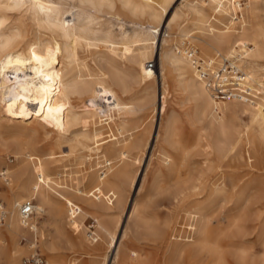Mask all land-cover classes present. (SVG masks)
Masks as SVG:
<instances>
[{"label": "rangeland", "instance_id": "1", "mask_svg": "<svg viewBox=\"0 0 264 264\" xmlns=\"http://www.w3.org/2000/svg\"><path fill=\"white\" fill-rule=\"evenodd\" d=\"M191 1L203 8L199 6L200 0ZM180 6L181 0L170 5L166 21L175 9L181 11ZM257 6L259 9L254 20L264 29V0ZM249 11L246 1L242 10L243 21H248ZM214 13L213 10L207 21L210 28L226 30L229 19L224 14L218 17ZM7 14L6 8H0L1 16L6 18ZM192 21V16H185L184 13L167 30L164 28L156 34L150 32L145 35L152 43V51L158 53L154 62L155 69L159 74L161 72L160 78L154 69L133 58L120 59L114 69L104 64L98 66L117 92L123 109L108 107L100 97L95 100L84 98V107L91 109L97 106L107 110L105 113L109 115L100 128L97 127L101 122L99 116L89 123V131L92 133L96 129L98 134L97 143H88L91 147L97 144L98 150L90 152L81 148L58 158L60 160L56 164L49 163L53 178L70 187V193L57 204L61 209L58 215L50 220L46 216L37 218L38 213L33 217L32 222L37 228L35 240H32L29 228L11 239L4 236L5 226L0 227V264H9L15 245L25 252L15 264H23L22 259L35 249L44 256L45 264H214L216 260L212 249L215 246H218L222 264H262L264 136L251 124L248 115L239 114L228 122L243 130V143L229 155L226 166L207 170L203 164L204 159L214 156L205 151L203 137H212L213 133L202 130L206 121H198L196 101L190 90L180 83L182 71L175 68L168 58L171 51L178 49L189 62L181 49L184 40L195 43L202 58H209L202 38L193 40L198 31ZM240 24L233 27V32L240 29ZM116 25L115 32H118ZM208 29L205 27L207 32ZM29 36H32L31 32ZM118 38L115 36V41ZM216 54L212 52V55ZM219 54L227 55L223 51ZM152 59L149 57V61ZM247 60L244 57L240 61L245 70L249 69ZM254 68L258 69L256 74L260 83H264V59ZM234 100L250 101L232 99L224 103ZM115 124L123 134H129L127 158L110 172L112 185L109 189L89 192L92 174L104 164V159L110 162L118 148L121 137L114 130ZM32 126L33 122L28 120L25 124L14 123L0 132L3 154L0 171L8 167L13 169V173L4 172L5 175L0 177V200L6 211L11 193L2 181L4 178L14 185L16 179L19 183L26 178V175L16 178L24 162L45 159L51 152L69 154L66 143L61 148L51 146L50 137L54 133L47 136L46 127L36 131L32 130ZM17 148L22 153L18 159L14 156ZM83 154L89 156L81 157ZM168 155L177 162L183 157L180 176L171 171L166 159ZM55 173L60 177H56ZM224 182L227 188L217 191L218 183L222 185ZM200 183L203 184L200 186ZM24 199H33L37 204L36 198L24 194ZM78 208L87 215L76 214ZM71 218L75 222H70ZM78 222L81 226L85 224L82 227L84 243L74 235L73 226ZM105 228L114 236L113 242ZM90 230L95 232L97 241L93 242L88 237ZM44 237L46 241H51L52 250L45 246ZM34 241L35 247L29 248Z\"/></svg>", "mask_w": 264, "mask_h": 264}, {"label": "bare ground", "instance_id": "2", "mask_svg": "<svg viewBox=\"0 0 264 264\" xmlns=\"http://www.w3.org/2000/svg\"><path fill=\"white\" fill-rule=\"evenodd\" d=\"M174 1L176 0H0V8L8 10L6 18L0 15V132L9 129L14 123L25 124L30 120L33 122L32 130L40 131L46 127L47 136L54 133L50 137L53 148H61L63 143L69 147V154L60 152L58 155L51 152L45 159L24 162L22 169L16 173V178L20 175H26V178L17 181L19 183H16L18 179L13 181L14 185L8 178L2 180L5 181L7 191L11 193L7 211L4 209L6 238L14 239L17 234L28 231L22 225L18 214V205L25 200L24 194L37 200L33 217L38 213L37 218L46 216L50 220L60 212L57 204L67 197L70 187L59 182L58 178H53L54 173L50 172L49 163L56 164L60 160L58 158L68 156L81 148L90 152L97 149V144L91 147L88 143H97L95 139L98 134L96 129L92 133L89 131V123L99 116L101 122L96 126L100 128L109 115L105 113L107 110L97 106L91 109L84 107V98L95 100L100 97L108 107L123 109L117 92L107 82L106 75L98 70V66L104 64L114 69L120 59L130 58L144 64H147L149 57L157 61L158 53L152 51V43L148 42L145 35L150 32L156 34L164 28L167 30L184 13L185 16H192L193 27L198 31L193 40L202 38V45L209 54L208 59H215L212 52L219 54L220 51L228 56L239 52L238 54L249 59L246 61L249 69H244L245 80L242 85L246 84L251 91L258 93L253 94L251 102L223 101L224 107L220 103L219 111L215 112L217 104L204 82L192 70L191 63L183 58L178 49L170 52L168 58L175 68L182 71L180 83L190 90L196 101L195 114L198 121H206V127L202 130L213 133L212 137H203L205 151L214 154L204 159L203 164L207 170L226 166L229 155L243 143V130H238L234 124L228 122L239 114L248 115L251 124L264 136V83H260L256 74L258 69L254 68L264 59V29L254 20L259 9L257 5L262 0H246L248 9L250 8L248 21L242 20L244 6L236 5L234 0H200L199 6L204 9L191 0H181V11L175 9L167 22L166 13ZM212 4L219 6L217 11ZM213 10L218 17L238 10L241 15L238 20L229 19L226 30H213L207 22ZM239 22L240 29L233 32V27ZM115 24L118 25V32H115ZM205 27L209 28L208 32ZM115 36L119 37L117 41ZM154 70L159 77L161 72L159 74L158 69ZM220 112L223 114L218 116ZM114 130L121 137L114 158L110 162L104 159V164L92 174L89 192L94 193L101 188L109 189L112 185L110 172L127 158L129 134H123L116 124ZM21 154L20 148L14 152L17 159ZM2 155L0 148V158ZM85 156L89 154L81 157ZM182 158L177 162L171 156H166L175 176L181 175ZM12 171L9 167L4 170L5 173ZM226 188V182L216 186L217 191ZM75 213L87 215L81 208ZM33 217L30 219L32 240L37 235ZM70 222H75L74 218ZM80 222L73 226L74 235L79 242L84 243L82 227L85 224L81 226ZM104 230L111 235L113 242L114 236L106 228ZM44 243L48 250H52L51 241L45 240ZM34 247V243L29 245L31 249ZM212 250L216 260L214 264H222L218 246ZM24 253V250L15 245L9 264H15L16 259Z\"/></svg>", "mask_w": 264, "mask_h": 264}, {"label": "built area", "instance_id": "3", "mask_svg": "<svg viewBox=\"0 0 264 264\" xmlns=\"http://www.w3.org/2000/svg\"><path fill=\"white\" fill-rule=\"evenodd\" d=\"M209 1V0H208ZM235 4L243 7L246 0H234ZM213 8L217 11V4H212ZM241 11L226 15V19L238 20ZM225 17V16H224ZM182 52L184 56L191 63L194 71L197 73L205 86L209 89L213 99L216 102L214 108L218 112V105L226 100L232 99H251L253 94L258 93L251 91L246 84L242 85L245 80V71L240 66V61L244 59L243 55L234 53L233 55L216 54L215 59H208L199 55L197 46L189 40H184L182 43ZM151 69H155L154 59L147 62ZM255 96V95H254ZM253 99V98H252ZM5 175L4 170L0 171V177ZM34 200L25 199L18 205V214L22 225L31 229L30 222L34 214ZM4 208L0 200V227L4 223ZM88 237L93 241H97L95 232L90 230ZM35 240V239H34ZM36 241H34V244ZM23 264H45L44 256L38 251L34 250L22 259Z\"/></svg>", "mask_w": 264, "mask_h": 264}]
</instances>
